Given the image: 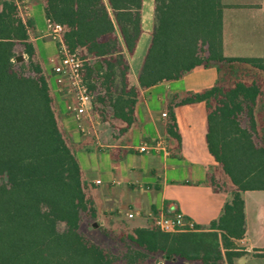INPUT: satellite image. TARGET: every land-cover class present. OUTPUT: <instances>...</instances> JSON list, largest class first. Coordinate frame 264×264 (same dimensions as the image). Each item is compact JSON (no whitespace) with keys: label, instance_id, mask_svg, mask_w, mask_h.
I'll use <instances>...</instances> for the list:
<instances>
[{"label":"trees","instance_id":"obj_1","mask_svg":"<svg viewBox=\"0 0 264 264\" xmlns=\"http://www.w3.org/2000/svg\"><path fill=\"white\" fill-rule=\"evenodd\" d=\"M223 8L221 0H153L137 88L128 83L123 48L129 55L135 50L142 0H43L45 18L63 27L64 44L83 60L94 110L113 137L135 123L139 89L179 80L197 67L219 73L239 63L264 73V58L223 56ZM32 30L14 0H0V264H116L82 230L86 218L97 217L94 201L59 128ZM260 95L256 81L234 79L180 99V105L205 104L207 149L232 185L230 200L206 231L163 233L150 226L120 234L127 243L120 264H142L155 254L167 262L233 264L247 254L235 241L245 234L241 193L264 191V145L254 115ZM166 131L179 139L172 109Z\"/></svg>","mask_w":264,"mask_h":264},{"label":"crops","instance_id":"obj_2","mask_svg":"<svg viewBox=\"0 0 264 264\" xmlns=\"http://www.w3.org/2000/svg\"><path fill=\"white\" fill-rule=\"evenodd\" d=\"M23 1L28 7L27 19L33 23L29 38L37 59L43 63L44 72L48 75L59 128L61 130L62 127L70 137L79 141L75 134H79V131L66 113L51 79L48 61L55 53V46L51 41H42L47 20L43 0ZM144 1L141 9L142 32L135 50L129 55L123 48L129 64L128 83L137 88L138 73L153 27V17L144 16ZM221 3L224 6L223 56L264 58V0H221ZM148 5L150 7L151 2ZM143 39L145 45L141 49ZM222 70L218 73L215 67H197L179 80L162 81L150 88L139 89L134 107L135 123L117 137L112 136L109 124L101 121L90 134H79L80 141L86 139L88 149L76 151L75 157L94 201L96 214L99 210L109 214L116 212L123 214L122 218L125 219L124 215L130 212L162 213L165 216L180 213L201 228L199 231H206L210 222L221 215L224 204L230 200L232 185L208 152L205 104L180 105L178 102L189 92H202L218 82L231 83L233 80L221 78ZM259 85L260 98L264 96V86ZM171 109L178 140L170 137L166 131ZM163 113L166 117H162ZM255 122L259 133L256 117ZM116 126L121 125L116 123ZM157 140L164 146L157 152L139 153L136 150L140 144ZM89 176L90 180H87ZM97 180L99 184H96ZM241 197L244 202L245 234L235 243L247 254L234 259L233 264H264V257L256 255L264 254V191H245ZM145 220L150 224V220Z\"/></svg>","mask_w":264,"mask_h":264},{"label":"built area","instance_id":"obj_3","mask_svg":"<svg viewBox=\"0 0 264 264\" xmlns=\"http://www.w3.org/2000/svg\"><path fill=\"white\" fill-rule=\"evenodd\" d=\"M18 15L22 20L27 19L28 7L19 0H14ZM46 35L55 46V53L49 58L50 75L55 92L61 97L64 109L74 121L76 129L82 135H88L99 124L100 119L94 110V96L89 92L83 77V60L77 52L68 50L63 41L64 29L60 24L46 20ZM162 117H166L163 113ZM160 141L143 143L137 146L139 153H152L163 149ZM100 181H96L99 184ZM128 219L145 218L150 224L163 233L194 232L195 225L186 220L182 214L174 213L165 216L130 212Z\"/></svg>","mask_w":264,"mask_h":264},{"label":"rangeland","instance_id":"obj_4","mask_svg":"<svg viewBox=\"0 0 264 264\" xmlns=\"http://www.w3.org/2000/svg\"><path fill=\"white\" fill-rule=\"evenodd\" d=\"M23 2V4L26 5V3L23 0H19ZM151 2V5L149 7L148 3ZM144 16H152L153 17V9H152V0H145L144 1ZM149 10V11H148ZM152 25V23H151ZM32 35V33H31ZM43 42H50L49 38L47 37L46 33L42 38ZM145 41L144 39L140 43L141 49L144 47ZM41 63V62H40ZM43 65V63H41ZM43 68V66H42ZM44 70V69H43ZM46 72V71H45ZM48 76V75H47ZM221 78L225 80H234V79H245V80H253L256 81L259 84H262L264 86V73L254 69L248 65L235 63L234 65L226 66L222 70ZM258 108L255 113L256 121L259 126V137L260 142L264 145V96L260 97L258 100ZM61 132L63 133L67 144L69 145L70 149L75 154L76 151L80 149H88L86 146V142L83 139V141H80L79 134H76L77 140L70 137L69 134H67L65 131H63L61 127ZM103 135V132L101 133ZM105 144V143H103ZM89 178H86L87 180H90ZM94 191H91V194H93ZM123 214H118L116 212L112 213H105L101 212L99 210L97 217L95 220L85 219L83 223L84 233H86V238L95 244L99 245L100 247L104 248L105 250L109 251V253L115 258L113 261H115L116 264H120L123 262L124 253L127 248V243L123 244V242L118 240V236L122 233H130L133 228H144V227H150L151 224H147V221L142 218H134V219H128L127 216L124 215L125 219L122 218ZM95 222L97 225V229L95 231L89 230V225ZM59 230L63 229V225H59ZM130 245V244H129ZM223 253V250H222ZM142 264H198V262H191L186 263L181 260H175L174 262H167L164 261L162 256L160 254L150 255L147 260H145ZM219 264H224V262H220ZM238 264H240L238 262Z\"/></svg>","mask_w":264,"mask_h":264},{"label":"water","instance_id":"obj_5","mask_svg":"<svg viewBox=\"0 0 264 264\" xmlns=\"http://www.w3.org/2000/svg\"><path fill=\"white\" fill-rule=\"evenodd\" d=\"M92 226H93V228H96L97 227V225L94 223V224H92Z\"/></svg>","mask_w":264,"mask_h":264},{"label":"flooded vegetation","instance_id":"obj_6","mask_svg":"<svg viewBox=\"0 0 264 264\" xmlns=\"http://www.w3.org/2000/svg\"><path fill=\"white\" fill-rule=\"evenodd\" d=\"M167 259V258H166Z\"/></svg>","mask_w":264,"mask_h":264}]
</instances>
